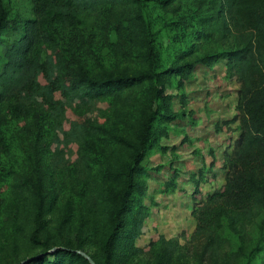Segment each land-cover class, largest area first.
Masks as SVG:
<instances>
[{"label": "rangeland", "instance_id": "obj_1", "mask_svg": "<svg viewBox=\"0 0 264 264\" xmlns=\"http://www.w3.org/2000/svg\"><path fill=\"white\" fill-rule=\"evenodd\" d=\"M221 1L131 0L119 9L103 6L83 16L75 47L94 77L160 71L158 84L165 95L154 93L148 76L132 87L133 99H126V91L93 99L83 114L73 109L75 100L64 102V128L79 133L88 117L99 130L87 142L91 169L82 184L72 175L79 138L52 144L63 168L54 167L48 145L50 117L33 113L5 124L14 148L0 157L8 167L0 181V264H15L56 246L82 250L95 264H160L161 257L134 249L147 248L160 237L179 242L172 255L164 256L167 264H264V206L244 233L224 221L228 247L220 262L202 261L200 242L190 239L192 209L224 183L223 160L240 133L239 83L229 75L230 62L218 55L239 43L226 29L232 28L228 15L218 11ZM0 9L6 17L19 19L17 26L3 32L8 42L32 16L30 1L0 0ZM149 37L155 49L151 60L146 55ZM155 109L175 112L176 117L157 115L153 120L155 140L143 154V169L134 176L139 186L106 256L103 244L113 224L110 211L118 202L142 120ZM140 218L143 230L132 237L135 219ZM66 262L63 258L61 264ZM72 264L86 263L77 259Z\"/></svg>", "mask_w": 264, "mask_h": 264}, {"label": "trees", "instance_id": "obj_2", "mask_svg": "<svg viewBox=\"0 0 264 264\" xmlns=\"http://www.w3.org/2000/svg\"><path fill=\"white\" fill-rule=\"evenodd\" d=\"M29 1L32 16L23 20L20 33L8 42H4L3 32L10 26H17L19 19L6 17L0 9V157L10 154L14 148L11 141L14 139L4 128L10 119L26 118L33 113L45 114L52 119L48 145L54 167L63 168L57 162L52 144H67L79 138L72 175L75 179L78 177V184H82L88 180L91 169L87 142L96 137L99 130L88 117L83 119L79 133L74 127L64 128V102L75 100L73 109L83 114L93 99L125 91L126 99H133L132 87L140 85L148 76L153 78L154 93L164 97L158 84L160 71L94 77L85 62L77 57L75 35L83 16L96 13L103 6L119 9L131 0ZM220 5L218 11L226 12L231 21L232 28L227 25L226 29L233 32L239 43L235 49L221 51L218 55L227 58L229 75L239 83L236 119L240 123V133L234 148L223 160L226 167L224 183L207 192L192 209L195 226L190 238L201 244L200 259L214 262L224 260L227 253L224 221L244 233L246 225L264 206V0H222ZM216 16L223 17L222 13ZM223 21L226 23V18L223 17ZM150 41L149 37L146 55L151 60L155 57V49ZM157 115L176 117L175 112L155 109L142 120L138 145L125 170L118 202L110 211L113 224L103 244L106 256L113 250L114 240L124 226V214L130 209L132 194L139 186L134 176L143 169L140 164L143 154L155 140L152 122ZM7 170L8 167L0 163V181ZM39 214L38 209L36 219ZM135 221L132 237L143 230L142 218ZM36 224L34 236L39 229L38 220ZM178 246L177 238L160 237L147 248L134 246V249L161 257L160 264H167L164 256L172 255ZM81 254L75 247L56 246L51 252L44 250L15 264H61L63 258H67V264L77 259L90 264Z\"/></svg>", "mask_w": 264, "mask_h": 264}, {"label": "water", "instance_id": "obj_3", "mask_svg": "<svg viewBox=\"0 0 264 264\" xmlns=\"http://www.w3.org/2000/svg\"><path fill=\"white\" fill-rule=\"evenodd\" d=\"M80 253H82L84 256H86L88 258V260L92 263L95 264L94 260L84 251L82 250H78Z\"/></svg>", "mask_w": 264, "mask_h": 264}]
</instances>
